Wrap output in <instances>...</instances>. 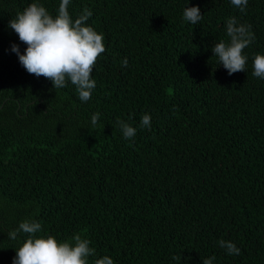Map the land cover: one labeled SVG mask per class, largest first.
I'll use <instances>...</instances> for the list:
<instances>
[{"label":"trees","instance_id":"16d2710c","mask_svg":"<svg viewBox=\"0 0 264 264\" xmlns=\"http://www.w3.org/2000/svg\"><path fill=\"white\" fill-rule=\"evenodd\" d=\"M60 2L0 0V264L29 238H8L25 220L41 223L36 236L88 239L90 264H264V79L252 74L264 0L243 12L231 0H71L72 19L91 10L86 23L106 48L87 102L71 82L54 89L27 73L11 51L26 45L9 21L32 3L56 16ZM192 6L203 15L195 25L183 19ZM230 17L255 35L232 75L212 52L230 41Z\"/></svg>","mask_w":264,"mask_h":264},{"label":"clouds","instance_id":"9594fccd","mask_svg":"<svg viewBox=\"0 0 264 264\" xmlns=\"http://www.w3.org/2000/svg\"><path fill=\"white\" fill-rule=\"evenodd\" d=\"M70 3L71 0H61L56 16H52L39 3H32L17 13L16 18L9 21L8 27L17 34L26 49L21 54L19 45L13 44L11 51L18 56L19 63L27 73L50 80L54 89L65 88L71 82L79 99L87 102L96 87V81L92 78L93 69L98 58L106 51L104 36L87 25L86 22L92 16L91 10L85 9L73 20L68 11ZM231 4L243 12L248 0H231ZM183 19L195 25L203 19V15L198 6L186 7ZM226 34L230 41L216 43L212 52L229 75L244 72L248 60L244 49L255 40L251 25L239 23L235 17H230L226 22ZM127 64L128 60L125 58L122 67H127ZM252 74L264 79V55L257 54L254 57ZM99 117L98 112L92 115L93 128L96 127ZM117 123L125 139L131 140L135 137V127L121 120ZM140 126L150 128L149 114L141 117ZM41 231V223L25 220L8 233L11 240H16L20 232L29 234V238L16 250L12 264H90V257L96 255V250L90 247L91 242L80 234L71 238L73 243L67 240L60 242L51 235L36 236ZM218 244L229 255L240 253V249L231 241L220 240ZM214 260L215 256H212L204 259L203 264H213ZM93 264L114 262L112 258L104 256L95 259Z\"/></svg>","mask_w":264,"mask_h":264}]
</instances>
